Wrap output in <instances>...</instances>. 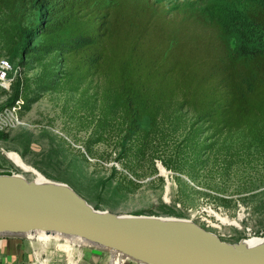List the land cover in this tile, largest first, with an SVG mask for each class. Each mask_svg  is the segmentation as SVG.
Returning a JSON list of instances; mask_svg holds the SVG:
<instances>
[{"label":"rangeland","instance_id":"1","mask_svg":"<svg viewBox=\"0 0 264 264\" xmlns=\"http://www.w3.org/2000/svg\"><path fill=\"white\" fill-rule=\"evenodd\" d=\"M160 1L178 14L193 13L207 20L214 14L221 18V25L228 21L224 29L236 48L242 44L245 27L229 17L256 0ZM44 12L41 8L28 12L23 24L27 33L11 54L0 40V62L10 65L9 88L0 83V112L13 104L17 93L24 94L25 79L29 90L39 94V100L30 105L22 98L29 109L19 112L21 124L0 131V178L35 182L7 157L13 153L44 179L67 187L95 212L186 221L233 246L264 239L263 154L241 149L229 154L228 141L227 147L202 150L203 137L199 146L191 145L192 136L186 137L192 121L189 112L164 119L156 133L147 135V121L139 127L143 135L122 125L118 115L106 123L101 108L104 82L97 76L78 91L63 81L51 91L36 89L41 66L28 51L38 39L29 31L43 21ZM2 20L0 14V24ZM61 60L51 62L49 69L65 72L67 62ZM240 217L239 229L221 225L223 220ZM24 239L33 243L34 250L21 264H109V252L96 245L71 246L56 235L45 242ZM123 264L140 263L127 259Z\"/></svg>","mask_w":264,"mask_h":264},{"label":"trees","instance_id":"2","mask_svg":"<svg viewBox=\"0 0 264 264\" xmlns=\"http://www.w3.org/2000/svg\"><path fill=\"white\" fill-rule=\"evenodd\" d=\"M40 8L44 19L29 31L38 43L28 51L41 66L39 92L60 81L78 91L97 76L104 82L106 123L118 115L122 125L143 135L139 127L147 121V135L164 119L189 112L191 145L203 137L202 150L227 147L228 141L229 154L241 149L264 155V0L229 17L245 27L236 48L224 29L228 21L178 14L160 0H0V40L10 54L27 33L28 12ZM58 58L67 62L65 72L49 69ZM22 87L15 99L28 105L39 100L28 79Z\"/></svg>","mask_w":264,"mask_h":264},{"label":"water","instance_id":"3","mask_svg":"<svg viewBox=\"0 0 264 264\" xmlns=\"http://www.w3.org/2000/svg\"><path fill=\"white\" fill-rule=\"evenodd\" d=\"M18 181L28 197L0 188V228L12 234L72 235L145 264H264V244L228 245L196 225L176 219L98 213L72 192L50 200L30 198L29 194L43 197L44 189Z\"/></svg>","mask_w":264,"mask_h":264},{"label":"bare ground","instance_id":"4","mask_svg":"<svg viewBox=\"0 0 264 264\" xmlns=\"http://www.w3.org/2000/svg\"><path fill=\"white\" fill-rule=\"evenodd\" d=\"M7 157L12 161V163L19 170H21L23 173H26V174H28L34 178L35 182L33 184L44 189L45 194L43 195V197L29 194L30 198H41L44 200H50V199H56V198H61V197H67L69 195V193L71 192L67 187H64L61 184H55V183H52V182L44 179L38 172L27 167L23 163V161L19 158L18 155L11 153V154H7ZM3 178H5V179H3ZM3 178H0V188H3L4 190H6L7 192H9L10 194H12L14 196L23 197V198L28 197V196H26V192L22 189V187L20 185V181H18V180H22L21 178H19V177H12V178L3 177ZM241 219L242 218L240 217L238 220L233 221V222L228 221V220H223V221H221V225H225V226L231 225V226H234V227L239 229L240 228L239 222ZM161 221H176V220H168L167 219V220H161ZM53 235H56L59 238H65L66 240H68V242L70 243L71 246H78L79 247L82 245H96V246H99L101 248L106 249L110 254L109 264H123L125 262V260H127V259L132 260L133 259V258H130L124 254H121L115 250H111V249L105 248L102 245H98L95 242L88 241V240H85L83 238L72 236V235H65V234L52 233V232H42V231H30V232H26V233L12 234V233L0 228V237H3V236H19V237H23V238H28L30 240L35 239L39 242H41V241L45 242L48 238H50ZM242 244H244L247 247L256 246V245L264 244V239H255L254 238V239H251L249 241H244V243H242ZM133 260L139 262L136 259H133ZM139 263L145 264L142 262H139Z\"/></svg>","mask_w":264,"mask_h":264},{"label":"crops","instance_id":"5","mask_svg":"<svg viewBox=\"0 0 264 264\" xmlns=\"http://www.w3.org/2000/svg\"><path fill=\"white\" fill-rule=\"evenodd\" d=\"M33 250V243L22 237H0V264H21L30 258Z\"/></svg>","mask_w":264,"mask_h":264},{"label":"built area","instance_id":"6","mask_svg":"<svg viewBox=\"0 0 264 264\" xmlns=\"http://www.w3.org/2000/svg\"><path fill=\"white\" fill-rule=\"evenodd\" d=\"M10 65L7 61L0 62V83L6 90L9 88L7 73ZM22 98L16 99L13 104L7 106L0 112V131H8L21 124L19 112L23 110Z\"/></svg>","mask_w":264,"mask_h":264}]
</instances>
